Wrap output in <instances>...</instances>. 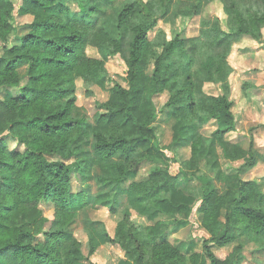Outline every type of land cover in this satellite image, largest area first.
Returning <instances> with one entry per match:
<instances>
[{
    "label": "trees",
    "instance_id": "trees-1",
    "mask_svg": "<svg viewBox=\"0 0 264 264\" xmlns=\"http://www.w3.org/2000/svg\"><path fill=\"white\" fill-rule=\"evenodd\" d=\"M212 3H220L226 29L219 18L203 15ZM117 5L119 0H22L20 17L31 21L16 25L11 0H0V93L20 85L18 70L23 66L29 79L17 95L0 100V260L2 264H93L98 249L110 245L120 252L115 264L126 258L134 264H242L244 247L232 234V224L242 228L246 239H259L264 247V189L258 180L247 178L260 161L241 146L244 136L227 139L237 130L229 58L245 40L262 44L264 0L126 3L116 15V27L126 28L132 36L127 57L103 21ZM174 18H199L197 35L187 37L179 29L167 40L162 30L157 33L158 23ZM89 50L97 57L90 56ZM116 56L125 65L129 89L109 75L107 60ZM77 81L87 89L97 87L108 93L107 100L97 104L93 125L84 116H71ZM207 86L216 87V92H208ZM251 86L245 83L244 93ZM146 94H165L167 99L159 111L152 104L153 111L145 112ZM166 110L169 129L197 130L194 137L179 134L170 144V160L178 167L174 175L171 165L149 155L162 151L156 123L158 114ZM210 124L217 128L207 136L203 130ZM207 137L215 147L210 144L204 150ZM87 141L93 145L91 155L79 147ZM186 149L188 158L180 159L179 153ZM215 150L220 164L240 162L228 172L235 186L223 194L216 193L205 174ZM69 159L74 162L66 164ZM145 165L150 166L147 175L136 179ZM93 168L101 174L99 184L113 185L116 191L139 199L154 200L172 192L197 196L198 224L208 235L201 240L200 250L194 241L183 248L169 241L190 225L188 219H174L157 234L150 225L132 220V211L147 220L140 212L99 203L96 208L105 207L119 217L110 230L100 220H91L102 227V242L87 234L84 257L82 243L69 230L73 220L70 173ZM159 201L170 210L182 207L167 199ZM42 204L52 209L51 219ZM221 210L223 221L218 217ZM224 248H230L229 253L218 258L213 249Z\"/></svg>",
    "mask_w": 264,
    "mask_h": 264
},
{
    "label": "rangeland",
    "instance_id": "rangeland-1",
    "mask_svg": "<svg viewBox=\"0 0 264 264\" xmlns=\"http://www.w3.org/2000/svg\"><path fill=\"white\" fill-rule=\"evenodd\" d=\"M134 0H119V5L110 9L107 12L106 17L103 19L106 31L108 34L117 38L121 42V52L124 56L129 54V45L132 39L131 34L126 28L116 27V15L124 4L130 3ZM143 2L146 0H142ZM14 7L15 24L22 25L31 21V17H20L22 13V0H11ZM204 16L217 17L221 20L222 28H225V15L222 12L220 3L210 4L204 11ZM199 18L189 20H175L166 24L158 23L157 33L165 34L166 39L170 40L172 36L177 33L179 29L187 37L197 35V26ZM154 31L150 34V38L154 37ZM263 38L262 44L254 41L245 40L235 46L233 54L229 58V64L234 69L233 74L230 77L231 83V99L234 102L233 112L237 119V130L227 136L229 140H236L238 137L244 136L241 141V146L256 157L260 163L256 168L247 174V178L258 180L263 184L264 189V30L262 31ZM22 35V32H19ZM104 54L105 51L101 50ZM90 56H95L96 52L89 50ZM110 77L116 82L120 83L125 89H129V84L124 80L125 77V65L123 61L118 57L107 60L106 64ZM153 72V66L150 65L146 70L147 83H151V75ZM20 85L15 89H6L0 93V100H6L12 96L18 94L19 90L28 84L27 67L23 66L18 70ZM252 85L248 89L247 94L242 90L244 84ZM76 101L75 108L72 112V117L80 118L86 117L87 122L90 125L94 124V120L98 113L97 104L103 103L108 98L107 91L98 89L97 87H90L87 89L83 86L81 81L76 82ZM206 90L210 93L216 92V87L207 86ZM167 99V95L149 97L147 94L144 96L142 108L145 112L153 111L151 105L154 104V109L159 111ZM169 114V110L164 113L158 114L157 119V134L158 139L162 147L161 152L150 151L149 155L152 158L162 160L171 165L170 172L172 175L177 174L178 167L172 164L169 157V147L178 137L181 135H188L194 137L196 135V128L189 127L185 131L179 132L176 128L169 129V124L164 120ZM217 127L210 124L205 127L203 133L209 135ZM242 138V137H241ZM210 144H215L207 137L203 139V149L207 150ZM13 146V144H10ZM81 151L91 155L93 153V145L91 141L84 142L79 146ZM228 152L232 151V147L227 146ZM180 159H186L189 156L188 149L182 150L179 153ZM58 160L57 157H48V160ZM116 160H119L116 158ZM74 159L65 161L66 164H71ZM240 165V162H225L219 163L216 150L211 160L210 166L205 170V174L210 178L213 186L216 189L217 194H223L227 189L235 186L234 176L229 175V170L236 168ZM149 165L141 167L136 179L145 177L148 173ZM101 174L96 168L89 170L86 173L81 171H72L70 173V180L72 186V214L73 220L69 226L71 232L75 231V236L82 243V253L84 257L87 255V234L96 243L102 242L103 229L101 226L93 224V220H100L106 226V229L112 228L116 218L105 207L96 208L95 205L99 203H105L106 205H113L117 207L119 211L127 212L130 210H136L147 217L139 218L134 211L131 212V218L137 224L150 225L153 231L160 234L164 231L167 223L174 219H188L190 225L169 238L172 244L179 245L181 248L185 247L188 242L194 241L197 245V249L200 250L201 240L208 238L206 232L199 227L197 219V206L199 205L198 197H189L181 192H172L167 194H161L154 200H143L133 195L128 194L126 191H116L113 185H102L97 182ZM199 187L196 183L194 187ZM126 187V183L123 184ZM167 199L175 206H182L180 210H170L162 206L159 200ZM45 216L49 219L52 217V209L47 205L42 204L41 207ZM224 211L218 213V217L221 221L224 220ZM233 235L238 242L244 247L245 260L242 264H264V247L263 243L259 239L248 240L245 238L242 228L237 224H232ZM215 255L218 258H224L230 251V248H224L221 250L213 249ZM120 256V252L117 247L114 246H102L98 249L97 253L91 262L93 264H115V260ZM0 264L2 261L0 260ZM83 264V263H82ZM122 264H134L129 258H126Z\"/></svg>",
    "mask_w": 264,
    "mask_h": 264
}]
</instances>
